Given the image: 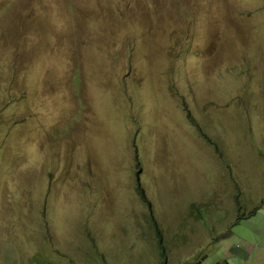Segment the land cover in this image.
Masks as SVG:
<instances>
[{
    "label": "rangeland",
    "instance_id": "obj_1",
    "mask_svg": "<svg viewBox=\"0 0 264 264\" xmlns=\"http://www.w3.org/2000/svg\"><path fill=\"white\" fill-rule=\"evenodd\" d=\"M187 1L0 0V264L262 263L264 0Z\"/></svg>",
    "mask_w": 264,
    "mask_h": 264
},
{
    "label": "crops",
    "instance_id": "obj_2",
    "mask_svg": "<svg viewBox=\"0 0 264 264\" xmlns=\"http://www.w3.org/2000/svg\"><path fill=\"white\" fill-rule=\"evenodd\" d=\"M224 236V238H225V240L226 241H228V242H230V240H229V235L226 237V233L223 235ZM242 246V245H241ZM249 246H252L251 244H247L245 247H244V250L243 251H237V252H235V253H228V252H226L225 253V249L224 250H222V252H223V254H222V258H225V259H228V260H224V261H222V262H224V263H228V264H232V262H231V259H230V257L231 256H233V255H240V257H244V258H246V253H244V251L246 252H248V250H251L252 249V247H249ZM260 246H263L264 247V235H263V238H260V239H258V241H257V247H260ZM240 247V246H239ZM256 247V248H257ZM206 257H208V255H203V257H202V259H204V258H206ZM230 260V261H229ZM245 260V259H244ZM198 264V263H197ZM211 264H214V261L211 263ZM215 264H218V262L217 263H215ZM261 264H264V260L262 261V263Z\"/></svg>",
    "mask_w": 264,
    "mask_h": 264
},
{
    "label": "trees",
    "instance_id": "obj_3",
    "mask_svg": "<svg viewBox=\"0 0 264 264\" xmlns=\"http://www.w3.org/2000/svg\"><path fill=\"white\" fill-rule=\"evenodd\" d=\"M185 1L188 2L187 0H185ZM184 110L186 111V115L191 116L190 113H189V111H188L187 109L184 108ZM136 191L140 194V196L142 197V199H144L145 201H147V200L145 199V195H144V191H143L142 186H139V185L137 184ZM254 212H255V209H253V210H251L250 212L245 213V214H243V215L241 214L239 217H242V216L245 217V216H247V215H248V217H249V216H252ZM153 224H154V227H155V229H156V234H157V237H158V246H159V248H160L161 255H162V256H165L164 253H163V245H162V243H161V233H160V230L157 228V226H156V224H155L154 222H153ZM34 259L40 261V263L43 264V261L37 259L36 257H35ZM34 261H35V260H33V262H34ZM164 263H165V262H164V258H163V259H162V264H164ZM225 264H228V263L226 262Z\"/></svg>",
    "mask_w": 264,
    "mask_h": 264
}]
</instances>
